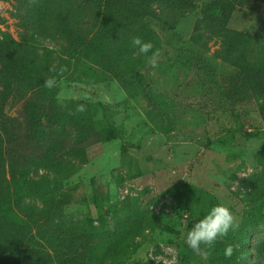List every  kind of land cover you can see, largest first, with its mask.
Masks as SVG:
<instances>
[{
	"label": "rangeland",
	"instance_id": "1",
	"mask_svg": "<svg viewBox=\"0 0 264 264\" xmlns=\"http://www.w3.org/2000/svg\"><path fill=\"white\" fill-rule=\"evenodd\" d=\"M218 1H157L162 17L175 7L192 13L173 31L163 30L160 18L149 23L153 32L148 37L161 52L156 68L133 47V37L123 33H111L104 42L113 49L112 60L88 53L100 15L84 0H32L26 6L28 29L23 26L27 19L15 15L14 2H0V31L30 40L38 55L51 49L55 65L69 71L55 88L38 94L45 116L29 108L24 128H35L27 144L48 145L44 156L39 151L34 155L65 162L63 172L70 169V174L30 170V178L45 177L46 182L42 193L24 205L41 208L58 202L49 217L62 230L83 226L95 235L88 253L98 263L207 264L208 258L188 246L186 235L217 204L231 209L240 228L218 239L211 253H224L232 244L237 250L221 264L264 261L261 102L243 79L242 94L223 109L215 107L198 87L196 73L179 57L204 9H215ZM231 10L227 26L232 29L254 34L264 21V0H237ZM57 14L72 19L80 40L58 26ZM210 47L216 48L214 42ZM79 104L87 111L76 112ZM18 110V104H10L6 113L17 116ZM106 130L113 137L106 138ZM64 195L69 204L62 203ZM43 236L37 238L46 244L48 237ZM60 236H53V245L66 242ZM105 243L106 251L119 249L112 259L105 258ZM57 253L72 264L75 254L64 244ZM241 255L246 259L240 260Z\"/></svg>",
	"mask_w": 264,
	"mask_h": 264
},
{
	"label": "trees",
	"instance_id": "2",
	"mask_svg": "<svg viewBox=\"0 0 264 264\" xmlns=\"http://www.w3.org/2000/svg\"><path fill=\"white\" fill-rule=\"evenodd\" d=\"M31 1L0 0L15 3V15L27 19L23 22L25 29L29 28V18L25 17L29 13L26 6L29 7ZM84 1L100 15L93 35L95 44L92 45L90 40L91 49L87 52L94 51L102 55L103 60L109 56L112 60L115 56L111 53L113 49L109 48V42L104 43L111 33L139 36L145 42L153 43L154 39L147 34L153 32L149 29L151 21L160 18L164 21L163 30L173 31L181 18L192 13L187 7H175L162 17L155 8L158 0ZM236 2L219 0L215 9H204L194 33L182 44L179 57L196 73L198 87L212 97L214 106L220 109L242 94V80L246 79L253 97L261 102L259 114L264 122V21L254 34L228 27L227 15L231 14V5ZM55 19L63 31L74 33L80 40L78 28L75 29L71 18L57 14ZM212 42L216 45L213 50L210 47ZM51 52V49H45L38 55L32 50L30 40H16L10 33L0 31V264H56L58 260L62 261L60 264H66L67 258L57 253L60 244L65 245L69 254H75L72 264H101L97 256L90 258L88 253L89 241L96 239L95 235H89L83 226L78 230H62L61 224L49 217V212L57 208L58 202L52 201L51 205L41 208L24 205L32 196L42 193L46 182L45 177L39 180L30 178V170L44 169L64 174L63 177L70 174L69 168L68 173L63 172V161L37 158L34 153H46L48 145L36 148L27 144L29 132L35 133V128L31 124L29 132L24 128L29 120V108L34 107L42 113L41 116H45L46 110L41 103L43 97L39 99L37 96L47 91L45 77L56 75L49 69L55 66L59 70L62 67V64L55 65ZM68 73L57 77L58 82ZM10 104L19 105L17 116L6 113ZM105 132L106 138L113 137L111 130ZM61 200L63 204L70 202L65 195ZM60 233L66 242L53 245V236ZM38 235H47L46 244L40 242ZM103 246L106 251V243ZM211 250L207 249V264H221L228 259L223 253L216 255ZM118 251H106L105 258L112 259ZM255 264H264V261Z\"/></svg>",
	"mask_w": 264,
	"mask_h": 264
},
{
	"label": "clouds",
	"instance_id": "3",
	"mask_svg": "<svg viewBox=\"0 0 264 264\" xmlns=\"http://www.w3.org/2000/svg\"><path fill=\"white\" fill-rule=\"evenodd\" d=\"M133 47L138 48L139 52L147 58V63L152 67L158 66V61L161 56L159 49H155L152 42H145L141 37L136 36L131 41ZM151 53V55H149ZM50 72L56 73L53 76H46L44 87L53 89L57 86V77H63L64 73L68 71L67 67L62 66L59 70L55 66L49 69ZM87 99V97H85ZM87 111L85 104L77 105L76 112L83 113ZM240 228L236 217L231 209L224 204H217L213 206L209 212L200 219L191 230H188L186 235V243L197 254L203 258H208L207 249L212 248L218 239L227 237L229 232H236ZM238 246L229 244L224 249V256L231 259ZM240 260L246 259L243 255L239 257ZM249 264H255V261H250Z\"/></svg>",
	"mask_w": 264,
	"mask_h": 264
}]
</instances>
